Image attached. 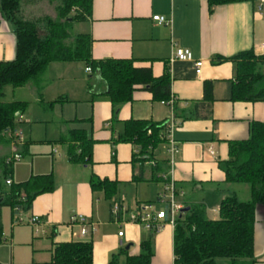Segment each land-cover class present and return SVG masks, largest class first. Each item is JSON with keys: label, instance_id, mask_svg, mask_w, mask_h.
Here are the masks:
<instances>
[{"label": "crops", "instance_id": "1", "mask_svg": "<svg viewBox=\"0 0 264 264\" xmlns=\"http://www.w3.org/2000/svg\"><path fill=\"white\" fill-rule=\"evenodd\" d=\"M257 4L258 0L222 5L209 13L204 0H92L90 15L75 22L80 26L77 35H89L92 40L91 58L132 60L138 68H149L155 78L167 69L173 103L154 101L147 92L136 90L131 102L120 106L116 120L111 121V105L103 95L105 85L84 68L85 80L79 62L51 63L38 86L26 85L31 86L34 102L46 114L42 118L44 133L38 142L58 144L56 141L68 132H83L90 141V157L84 164L71 162L67 145L59 144L62 153L52 148L49 157L42 154L43 159L37 161L28 151L30 141L18 149L14 145L17 151L26 147L23 157L31 159L16 180L12 177L13 181L52 174L55 188L52 193L36 197L23 214L24 219L39 217L37 225L13 223L9 210L10 225L5 235L6 220L2 218L0 264H48L53 244L74 241L91 243L92 264H107L112 255L122 250L129 256L137 255L148 232L125 218L114 222L109 201L102 192H92L91 176L116 183L114 199L130 213L142 206L149 210L153 200L159 201L165 185L159 177L165 175L181 188L177 203L182 207L185 203L201 204L208 220L218 219L222 200L238 193L236 185L224 184V174L218 166L228 159V142L247 139L251 122L264 123V100L230 101L235 66L226 60L247 51L264 55V12L257 10ZM153 16L164 17L168 25L156 24ZM14 45V35L0 32V61L14 58ZM173 47L188 49L195 61L202 62L199 75L190 62H169ZM208 81L212 84L209 106L202 103L203 83ZM57 99L64 102L47 107ZM170 119L175 123L171 135L177 147L172 165L166 139L162 143L163 158L157 159L154 150L152 159L142 165L135 162L136 147L117 140L128 120L161 124ZM53 124L58 133L56 140L47 134L48 126ZM9 146L2 150L0 160L13 152ZM155 165L161 168L153 176ZM160 210L164 209L149 211ZM72 215L85 217L93 233L83 239L72 238L78 230L69 224ZM119 231L122 237L117 236ZM38 235L46 238V243ZM152 244L150 264H173V227L166 221L154 234ZM253 245L255 264H264V206L255 211Z\"/></svg>", "mask_w": 264, "mask_h": 264}, {"label": "trees", "instance_id": "2", "mask_svg": "<svg viewBox=\"0 0 264 264\" xmlns=\"http://www.w3.org/2000/svg\"><path fill=\"white\" fill-rule=\"evenodd\" d=\"M25 1L0 0V16L12 26L15 41L14 58L0 61V99L6 86L13 89L23 88L29 83L38 86V80L47 67L57 62L82 63L84 68H90L91 75L99 77L105 85L103 95L111 105V121L116 120L120 106L131 102L136 90L147 92L152 100L161 103L173 98L167 69L155 78L149 68H138L132 60L95 61L90 54L92 40L89 35L69 33L73 23L90 15L92 0H60L55 20L24 19L20 8ZM204 1L208 12L212 13L217 6L253 3L255 0ZM226 60L235 66L230 101L264 100V55L255 56L252 51H247ZM37 92L40 95L41 88ZM62 102L63 99H57L47 107ZM202 103L207 106L212 103V84L209 81L203 83ZM26 108L27 103L23 101H0V143L11 142L7 134ZM166 124L128 120L123 123V132L117 140L134 145L135 162L142 165L144 161L151 160L153 151L164 143ZM56 142L67 145L69 161L82 164L89 161L90 141L83 132H68ZM25 150L23 147L16 153L21 158ZM10 157L0 160V244L4 240L2 207L9 208L15 223V216L27 213L36 197L52 193L55 188L52 174L32 175L23 182H14V161ZM218 166L224 174V184L246 186L249 200L242 201L235 194L226 197L220 203L218 219L214 221L206 218L201 204L185 203L173 225V264H255V211L257 207L264 206V123L251 122L247 139L228 142V159ZM160 168L158 165L152 167L153 176ZM139 179H142V174ZM159 180H163L162 177ZM5 181H10V185L7 186ZM89 185L92 192H102L110 205L115 201L116 183L91 176ZM180 189L179 185H174L175 197H178ZM185 208L188 210L183 212ZM147 232V237L139 244L137 255L129 256L122 250L112 255L107 264H150L155 233ZM50 252L48 264H92V245L89 242L56 243Z\"/></svg>", "mask_w": 264, "mask_h": 264}, {"label": "rangeland", "instance_id": "3", "mask_svg": "<svg viewBox=\"0 0 264 264\" xmlns=\"http://www.w3.org/2000/svg\"><path fill=\"white\" fill-rule=\"evenodd\" d=\"M59 6H60V0H26L21 5L20 14L22 15L24 19L44 20L47 18V19L55 20L57 17V9ZM76 25L77 24L74 23L69 29V33L71 35L78 34L80 26H76ZM0 32L2 33L6 32V34L13 36L12 26L8 22L3 20L1 16H0ZM78 67L81 70V74L83 75V78L85 80H88L87 76L82 72L84 69V65L82 63H79ZM31 91H32L31 86H25L23 88H17V89H13L11 86H6L3 89V96L1 97L0 101L3 103H7V102H11L13 100L20 98V100L27 102V108L25 110L24 115H21L16 119L11 132L14 136L15 135L17 136L15 138L13 137L14 141L16 143H17V140L20 141L19 144L17 143V146H16L17 149L18 147H20L22 143L30 141L28 144V151L32 159H39L37 161H41L43 159L42 154H45L47 157H49L50 156L49 152L52 148L58 149V151L62 153L61 152L62 146L56 143L47 144L44 141L38 142L37 139H39L41 135L44 133V124L42 123V120L45 119L44 116H46V114L37 105V103L34 102V96ZM36 120H38V123H34ZM47 134L49 136L48 138H51L54 140L58 139V133L56 131V126H54V124L48 126ZM9 145L11 146V151H13L11 152V155H10L12 156L13 153L17 151V149L14 148L13 139L11 140ZM8 146L4 144L3 141L0 143V158L2 155V150L4 151L5 149H8ZM154 154L157 159L163 158L164 156L163 144H160L155 149ZM31 157H21L18 161L13 162L12 177L14 180H16L15 178H17L19 174H22L23 171L26 169V167L29 166ZM15 182L17 183V181ZM236 187H238V193H237L238 198L242 201L249 200L250 194H249L248 188L244 185H236ZM101 203H104V202L102 201ZM152 208L165 209V207H161V205L159 204V201H154V200H153L152 205H150L149 210ZM9 214H10L9 208L2 207L1 217L3 218V220H6V225H5L6 228L4 230L5 235L8 234V227L10 225ZM7 216H8V219H7ZM37 237L39 238V240L42 239L40 241L45 242L46 240V238L42 236L38 235Z\"/></svg>", "mask_w": 264, "mask_h": 264}, {"label": "built area", "instance_id": "4", "mask_svg": "<svg viewBox=\"0 0 264 264\" xmlns=\"http://www.w3.org/2000/svg\"><path fill=\"white\" fill-rule=\"evenodd\" d=\"M257 10L260 12H264V0H258ZM152 20L156 22L158 25H168V20L161 16H153ZM169 62H190L192 63L194 73L199 75L201 72L202 62L195 61L193 59L192 53L188 49L173 47L172 55L169 59ZM85 72L87 74H91L90 68H85ZM173 100L171 99L167 102L168 105H172ZM167 132L165 139L168 143V154L170 157V164L172 165V157L177 152V147L172 140V131L175 128V123L172 119H170L169 123L166 124ZM8 137L13 139L14 145L19 144L20 141L17 140V143L14 141V136L12 132L8 133ZM14 137V138H13ZM13 161H18L20 156L18 153L14 152L10 157ZM163 181L165 182L164 189L159 195V202L165 204V209L160 211H149L146 206L140 207L135 212H128L127 209L114 201L110 207V214L116 223H120L122 219H124L128 223H132L140 226L142 229L146 231H152L153 233H157L161 229V225L164 221L167 222L171 227L174 225V221L177 216L180 214L181 209L183 208L176 201L174 185L171 181H167V177L165 175L162 176ZM5 184L10 185V181H5ZM15 223H26L29 225H37L39 223V217L32 216L28 219H24L22 214H18L15 216ZM69 224L71 226L78 227V230L72 233V238L74 239H83L87 235L93 233L94 229L91 223L81 215H72L69 219ZM122 232H118L117 236L122 237Z\"/></svg>", "mask_w": 264, "mask_h": 264}, {"label": "water", "instance_id": "5", "mask_svg": "<svg viewBox=\"0 0 264 264\" xmlns=\"http://www.w3.org/2000/svg\"><path fill=\"white\" fill-rule=\"evenodd\" d=\"M188 209L187 208H185V209H183V212H186ZM128 249V247H126V250Z\"/></svg>", "mask_w": 264, "mask_h": 264}]
</instances>
